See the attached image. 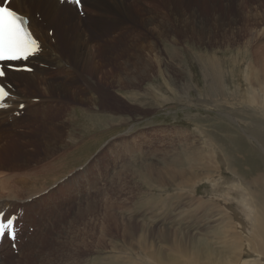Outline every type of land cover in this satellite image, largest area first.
<instances>
[{"label": "rangeland", "instance_id": "374dc122", "mask_svg": "<svg viewBox=\"0 0 264 264\" xmlns=\"http://www.w3.org/2000/svg\"><path fill=\"white\" fill-rule=\"evenodd\" d=\"M34 1H42L43 3L49 2L48 0ZM84 1L89 0H83V2ZM132 1L133 0H131V2ZM32 2V0L29 1L28 8L25 11V14L27 15H23L29 17L30 23V17L33 16L39 24L43 25V17L41 16L42 14L37 15V11L33 9ZM91 2H93V0H91ZM207 3L209 4L207 5ZM178 5L184 7H193L187 14L181 12V14L185 15L181 20L177 21V24H170L169 28H167L168 26L165 24L166 36L165 39L161 41H146L149 37L148 35H150V30H152L153 27L137 23L136 21L134 22L133 18L130 19L128 24L130 32L137 30L140 33L142 32L143 35L141 41L142 43L144 42L143 44H141V42L132 43L134 46L141 48V55H136L134 52H132V54H130L131 56L128 55L121 59V57H119V55L115 54L114 52L117 49H120L124 44H103L101 42L100 45L102 44L104 46L101 45L102 47H99V50L101 51L98 55L88 56L90 58L86 56L85 58L81 59L82 61L80 62L84 68L86 66V70L83 69L84 80L82 81L81 79L78 85L72 84V80L70 79L73 75L71 74V72L73 73L74 70L72 59L71 57L66 59L68 76L69 73L71 74L68 78L70 82L68 83V86L69 88L75 87L73 90L78 91V95L76 96L78 98L70 96V99L65 101L66 132L68 135L72 133L78 134V129H82L83 131L84 128L87 127H93L94 129L96 128V131L94 133L87 134L88 136L85 134L82 138H77V135L75 134V137L77 139H74L77 144H73L71 142L63 144L61 146V149L58 150L59 152L53 155L52 159L54 160L49 157L40 159L38 162H36L38 158L44 156L48 138L43 137L40 141L37 137H34L33 133H36V127L34 124L32 125V123L36 121H34V119L30 117L27 110H24V113L22 114L20 112L19 114L21 115H13L15 119H13L12 121H10L11 117H8V115H4V117L0 118V173L2 175H21L28 173L33 174L35 172L39 173L41 172L39 171V169L42 166L50 164V161H54L55 163L51 165H56V167L59 166V168L56 169L53 173L56 180L49 182L47 188H49V191L51 192H56V197H62L67 201L66 202L64 200L65 210L62 216V221L58 222L56 220V222L54 223L55 225H52L53 228H56L54 229L56 232L52 231V226H50L49 229H45L43 231L41 228L44 225L43 221L45 218H38L36 212L31 215V219H25L24 215L25 220L23 219V231L20 235V243H18L21 254L19 253V250L18 252L14 251L13 245L6 241L7 239L5 238V241L0 250V256L3 258V264H27L26 261H32L30 264H34V261L38 260L36 259L38 255L40 257V255H43L45 252H42L41 248L37 252L33 251L32 248L26 249L28 242L31 243L30 240L32 238H34L35 240L38 238V240L42 242L44 237H47V251L48 254L50 253L53 256V250H55L57 246L56 240L52 239L53 236L57 234L61 235L60 233H62L63 231L65 233L68 232L70 229L69 223H71L72 220L71 218H73V216L77 213L78 210L82 212V210H86L89 206H94L96 208V212L93 211L92 213L88 214L83 212L84 215L78 219L77 229L73 233H70V235L67 234L68 236L66 234L61 236L60 241L67 242L68 244L71 243L70 245L72 246V248L70 247L64 251L65 253H68L67 256H65V254L61 252L54 255L53 260L55 262H57L58 259L61 260L62 258L64 259V261L67 260L65 262V264H67L69 260L68 255L70 254V252L74 253L77 245L80 243L78 241L82 240V236H84L86 244H89L91 242L89 245L93 244L92 249L94 248L93 251H91L92 249L89 251L86 249L84 250L85 252H82V256L85 255V264H87L86 262L89 259L87 257H90L91 255H99V258H101L100 260H102L103 263H107L108 261L103 260V256H109L111 254L110 249L112 248L120 250V252H116L117 264H128L126 261L127 258H125L124 255H128L127 252L129 251H126L124 249V240L126 232L123 233V228H125L123 226L127 221L133 220L139 223V225L136 224L137 226L134 225V228L136 229H138L140 226V230L142 228L141 225H145L144 234H147L148 240H154V237L152 235L153 229L158 230L159 228L161 235H163L164 233V236H162L163 241L161 240V237L158 238V247L161 248L162 251V263L190 264V262L194 258V255H197L200 258V262L205 264V259L201 257V254L196 253L198 249L197 247H201L203 244H205V246L212 252L213 257L207 252V254L209 255L210 264H231L227 261L226 257L232 255L233 251L229 250L225 256L221 255L220 252L224 250L226 243L231 244L232 242H236V240L232 237V232H230V234L223 235L221 234L220 230H215L212 233L211 231H204V228L209 227L211 223H213L214 225V221L217 219L212 218L210 214H206L207 219H205V217L203 216L205 213H203L202 210H199L196 204H185L187 203V201L190 200V198L186 195L190 191V189H187V191L179 190L177 188V185L175 184V182L177 181L173 177L168 175L165 180L166 182H168H164V186L162 185L158 187L157 185H154L150 181V179L147 178L148 172L146 171L158 169H160V171H163L164 168L168 166V169H175L176 171L182 168H185L187 170L189 169L191 172L200 169L199 166L194 164L193 159L187 157L185 154L189 151H192L193 148L196 147V145L198 147H200V145L202 146L203 142L206 139L211 138L217 141L220 146H222V151L224 152L226 157L236 158L235 163L231 164V161H227L225 162V164L219 167L220 171L219 169H217V172L224 176L226 179H232V175L230 174L232 173L230 172L232 171L231 166L239 170V173H241L243 177H264V151H262L261 147L257 144V142L251 140L248 137L254 136L257 138L260 135H264V115H261L258 112L256 113V110L253 107L249 106L247 96L250 93L251 89H249L250 86L243 77L244 74L246 75L245 69L247 68V66H249V83L255 82L254 78L256 79L255 72L253 71L255 70L256 65H253V61L251 59V56L253 54H249L246 49L256 48L258 50H264V0H207L205 6L203 0H177V9H179ZM11 6L13 8V3L11 4ZM108 14L112 15V13ZM211 14H213L211 18L212 23H210L212 24V26L210 24L205 25V19H209ZM87 16H89V18H87ZM83 19L86 20L84 26L89 25L90 28L95 29V25L93 22L96 21V18L94 16L93 11H91L89 14L86 13ZM199 20H202L203 22H200ZM190 25H192L194 28ZM58 26L60 25H57L56 27L50 29L46 28L43 25L41 30L44 32L45 36L49 38L50 41H52L53 39L55 40V42L60 43L64 49V54L67 56V54L69 55V50L63 45V37L65 36L63 35L62 31L59 32V30H57ZM206 26L209 29L203 31L201 28ZM168 29H173V32L168 33ZM210 29L212 31H210ZM229 29L232 31L233 29H236L235 31L238 32V36L236 37L238 38V40L236 42H232V40L228 39L226 34H228ZM178 31L182 33H179L178 35ZM96 32H98V30H96ZM100 33L106 39L109 38V31ZM194 34L196 37L194 36ZM182 35L184 36L182 37ZM144 36L147 38H145ZM96 43L97 41L86 42L85 48L87 49L92 46H95L93 44ZM52 44H54V42H52ZM148 44L150 45L147 46ZM237 44L241 45L242 49H239V51L243 53V55L237 54ZM106 45H108V47L110 48L113 47L112 54L115 58L108 56L109 53H106L105 51ZM149 48L151 49L149 50ZM125 49L129 48L125 47ZM172 49H174L175 52ZM149 51L152 53H150ZM143 52L146 54V56L148 55L147 57H149H141L146 64L145 66L150 65L149 67L153 66V68L149 69L147 66L144 69L143 75L141 77L135 78L136 75L134 74H138L137 71L140 70L141 67L139 66L140 68L135 69V66L130 67V65L134 62L136 63L138 61V56L144 55ZM206 53L208 54V56ZM210 54H216L218 55L217 60L220 59L221 61H225V65L223 67V69L225 70L224 73H226L227 70L230 72L228 76L229 87L227 88L228 95L226 99H224V95L221 89H217V91H215L214 89L208 86V83L205 80L206 77L205 75H203L202 62H200L198 58H204L203 61H205V59H207ZM153 55L155 57L158 56L159 60L157 59L158 57L155 58ZM95 56H99V58H96ZM152 57H154L155 60H153L154 58ZM110 58L116 60V69L114 68L115 63L110 64V61L108 60ZM37 59H39L37 61L39 62L38 65L31 61V64L33 66L31 67L35 69L36 72L30 75L19 74L20 76H14L12 77V80H9L8 82L10 84H13V87H17L20 90L22 94L20 95L22 97L19 96V103L24 102V100H26V98L28 97H32L29 100H42L41 102H43L44 104L52 105L53 107L50 110L55 111L57 109L56 102H58L57 104H59L62 101L60 99V96L66 94H64L61 89L57 90L53 85H51V83L53 82L52 74L55 70V65L49 63L50 65L47 66L46 62H40L42 61L40 57ZM112 59H110L111 62H113ZM211 59L215 58L211 57ZM149 60L151 61V63L153 61L154 65L156 66H154L153 63L151 64ZM106 61L109 62L107 67ZM157 61H159L160 64ZM250 61H252V67L250 66ZM147 62L149 64H147ZM44 65H46L47 67ZM95 65H97V67H95ZM100 65H102V67H100ZM117 65H121L123 68L119 69ZM157 65L160 66L158 67ZM48 68L49 70L46 72V74L37 71L46 70ZM111 68H113V71H110ZM118 69L119 71H117ZM121 69H125L124 71L127 72L126 75H128L129 73H133L131 75L129 74V78H132V75L135 78L134 80L136 84L133 87L129 88L128 91H125V89H123L120 80L122 79V75H120V72L122 71ZM152 69H155L156 72ZM151 70L153 72H151ZM105 71H109L110 73H107ZM146 71L148 72V75L150 74L149 76H144ZM113 73L115 75L118 74L117 76L119 77L115 76ZM251 75H253V77ZM92 76H94V79ZM41 78H44V81ZM34 79H38V83L41 84L42 89H44V87L45 89L48 88L47 90L50 94L46 96V98H44L42 94L31 95L37 94L33 93L37 92V89L29 90L30 87L32 88ZM118 81L120 83H118ZM48 82H50V84ZM90 83H93L94 87ZM52 84L60 86L57 82ZM255 84V90L258 92L259 88ZM225 85H227L226 82ZM49 88H51L52 90ZM78 88H80L81 90H78ZM30 91L33 92L31 93ZM127 92L129 97L131 98L138 97L135 98L136 100L133 102H136L135 105L132 104V101L128 102L125 98H123V96L126 98L128 97ZM132 92H134V95L132 94ZM104 94L106 95L105 97ZM156 94L157 96L161 95L163 98L166 99L165 102L161 103L163 106L157 102L156 98H154L156 97ZM66 96H69V92ZM92 97L95 98V100ZM240 99L243 100V103L238 101ZM33 103L38 104L39 102L36 103L33 101ZM153 103H155L154 107L149 108V105H153ZM27 104L29 105L30 101H28ZM105 104L109 109L112 110L103 108ZM138 104L142 105V107L138 106ZM246 112H249L251 115L249 113L246 114ZM37 115L42 116L43 112H40ZM231 115L238 119H245L248 123L243 125L244 128H242L231 119ZM92 119L93 121H91ZM254 119L256 121H254ZM109 122H111L112 125L109 124ZM97 123L99 124L97 125ZM107 124L109 125L107 126ZM6 133L8 134L6 135ZM90 135H92V137H90ZM66 138L69 140L67 136ZM258 140L262 145H264V140L262 138H258ZM238 148H240V152H242L241 149H243L247 154V157L245 156L244 161L243 159L237 157V152L239 150ZM33 150L35 151V153ZM69 152L71 153L69 154ZM62 154L64 157H60ZM250 155H253V158L250 159ZM203 156L204 158L209 159V155L207 156L206 154H204ZM203 156L201 154L199 158L202 159ZM178 159L181 160L177 161ZM62 160L66 163L65 166L61 165ZM25 161L28 162L25 163ZM40 161L42 163H40ZM15 162H17L18 164V168L12 166ZM228 162L230 165L228 164ZM205 163L207 164V162L204 161L203 165ZM157 166H159V168ZM10 167L12 168V170ZM190 167H193L194 169H191ZM146 168L148 169L146 170ZM60 171H62L61 175H58L57 177L55 173ZM172 179L174 180L172 181ZM223 182L224 181L221 182L222 186L219 189L223 190V194H225L227 189L226 184H223ZM55 184H60V188L59 186L56 187ZM66 185L68 186L65 187ZM224 185L225 187H223ZM69 186H75L71 194V189H69ZM212 190L213 188L210 185L201 184L197 189V195H202L205 198L212 197V195H215L216 193H212ZM185 195L187 198L185 197ZM163 199H165L166 205H164ZM142 200H144V204L142 203L143 205H141L140 203L143 202ZM213 200L216 201L215 199ZM146 201L147 203H149V206L145 204ZM19 205L26 206L25 204ZM109 206H112L113 209L110 210L112 207L110 208ZM26 207L28 208V206ZM158 207L160 210L158 209ZM130 208L132 210L133 216L132 214L130 216H127L126 214L127 211H130ZM18 210H20V208H18ZM15 211L16 209H13L12 212ZM148 211L150 216L145 219L143 217V214ZM216 211L218 214L219 210L217 209ZM59 212L57 213V215H61L63 211H61L60 209ZM24 214H28V211L24 212ZM109 214H115L116 216L117 214L123 215L126 219H115L114 223L116 226L114 227V224L111 225V223H109L108 221L106 223V220L109 219ZM95 216L96 218L94 219ZM153 216H156L157 218H154ZM163 216L165 217L162 218ZM187 216H202L203 218L194 219L188 218ZM129 217L131 219L133 217V219L131 220ZM25 222H28L30 224L28 225V223ZM80 222H82L83 225ZM57 225L62 226L59 227ZM111 227L113 228L110 229ZM50 229L52 232L50 231ZM62 229L63 231H61ZM81 229L82 231H80ZM109 229L113 231V236L109 235ZM170 232L173 234H171ZM181 232L183 235H185L184 238ZM49 235H51V237H49ZM191 235L192 237H190ZM212 235H215V237H212ZM229 235L231 236L229 237ZM180 238L186 242H184V245ZM77 239L79 240L77 241ZM165 239L167 242H165ZM95 240L96 243H94ZM104 240L106 243L104 242ZM175 240L177 244L179 242L180 247L177 244L173 243ZM189 240H191L192 242H190ZM52 245L55 247H53ZM95 245H97L98 249H96ZM34 246L35 245H33V247ZM105 248L109 251H106ZM150 248L152 250L153 246H151ZM99 251L101 252L100 254ZM122 251L125 252L122 253ZM201 251L204 252L203 250ZM246 251L249 252V254L252 253H250V251L248 250ZM61 254L64 255V257ZM249 254H246V256L244 255L243 258L255 259V254ZM164 257H166L168 260H165ZM182 261H184L185 263H183ZM147 263L149 264L150 262ZM99 264H101L100 261Z\"/></svg>", "mask_w": 264, "mask_h": 264}, {"label": "bare ground", "instance_id": "6f19581e", "mask_svg": "<svg viewBox=\"0 0 264 264\" xmlns=\"http://www.w3.org/2000/svg\"><path fill=\"white\" fill-rule=\"evenodd\" d=\"M29 1L30 0H13V8L15 10H17L19 13L25 14V11L27 10L28 5H29ZM32 1H33L32 2L33 9L35 11H37L38 15L42 14L41 16L43 17V25L46 28L52 29V28L56 27L57 25H60V26H58L57 30H59V32H61V31L63 32V35L65 36V37H63L64 38L63 45H64V47H67L68 50H69V55L67 54V56H66L64 54V49H63L62 45L60 43H58V42H55V40H53V39H52V41H50L49 38L47 36H45L44 32L41 30L43 25L39 24L37 22V20L35 19V17L32 16V17H30L31 18L30 29L32 30L33 35L38 40L41 41L42 49H43V53L40 56L33 58L32 61L36 65H38L39 62H37V61L39 59H37V58L40 57V59L42 60V61H40L41 63H43V62L45 63L46 62L47 66L50 65L49 63L54 64L55 65V68H54L55 70H54V72L52 74L53 75V79H52L53 82L52 83H56L57 82L60 86L54 85L52 83H51V85H53L55 87V89H57V90L61 89L62 92L64 94H66V95L69 92V96L68 97L66 95L60 96V99L62 100L59 103L60 105L57 104L58 102H56L57 109L55 111H51L50 109H52V107H53L52 105L44 104L43 102H41L42 100L39 101L38 104H35V103H33L34 99L29 100L32 97H28V98H26V100H24V102H20L19 103L18 102L19 101V96H21L22 94H21L20 90L17 87H15L14 88V92H13L14 93V98L9 100V105H10V107L12 109H10V110H8L6 112L5 111H0V118L4 117V115H8V117H11L10 121H12L13 119H15V117L13 115H17L18 113H20L19 112V106L21 104H24L26 106L25 110H27V112L29 113L30 117L32 119H34V121H36V122L32 123V125L34 124L35 127H36V133H33L34 137H37L40 141L42 140L43 137L48 138L45 154H44L43 157L38 158V160H36V162H38L40 159H44V158L51 157V159H52L53 155L56 154L57 152H59L58 150L61 149V146L63 144H65V143H67V142H71L73 144H77L75 142V139H74V138H76L75 134L77 135V138H82L83 135H85V134L87 135L89 133H94L95 132L96 128L94 129L93 127H87V128H84L83 131H82V129H78V132H79L78 134L77 133H72V134L68 135L67 132H66V129H65L66 128L65 127V115H66V112H65V101L69 100L70 96L71 97L73 96L74 98H78V97H76L78 95L77 94L78 91L73 90L75 87H70L69 88L68 83H70V82H69L68 78L70 77L71 74H73L70 79L72 80V84H74V85H78L80 83L81 79H82V81L84 80L83 69L86 70V66H85V68L83 67V65L80 62V61H82L81 59L85 58L86 56L88 57V56L98 55L99 52L101 51V50H99L100 49L99 47L102 45V44L100 45L101 42L103 44H105V43L106 44H108V43H118V44L121 43V44H124L125 47H128L129 49H125V47L123 45L122 46L123 48L121 47L120 49H117L114 52L115 54H118L119 57H121V59L126 57V56H128V55H130V54H132V52H134L136 55H141V53H142L141 48H139L137 46H134L132 43L133 42H141L142 38H143V35H142V32L140 33L137 30H135L133 32H130V28H129L128 24H129V21H130L131 18L134 19V22L136 21L137 23L153 27V29L150 30L151 32H150V35H148L149 36L148 39L147 40L144 39V40H146V41H148V40H160L161 41V40H164L165 36H166V34H165V24L168 26L167 28H169L170 24L171 25L173 23L177 24V21L181 20L185 14L190 12V9L193 6L184 7V6L178 5L179 9H177V0H133L132 2H131V0H93V2H91L90 6H88V7L84 6V10L86 9L87 14H89L91 11H93L94 16L96 18V21L93 22L94 25H95L94 26L95 29H93V28H90L89 25L84 26V23L86 22V20H84L82 17L79 16V13H78V11L75 8L68 6V3L62 4V3H58L56 0H48L49 1L48 3H43L42 1H34V0H32ZM203 2H204V6H205L207 0H203ZM208 4L209 3H207V5ZM31 9H30V11H31ZM89 9H90V11H89ZM164 10H166V11H164ZM185 10H187V11H185ZM181 12L182 13L184 12L185 14H181ZM108 13H112V15H109ZM213 14L210 15L209 19H205V21H206L205 25H209L210 23H212L211 18L213 16ZM25 15H27V14H25ZM33 15H34V13H33ZM89 16H87V18H89ZM185 18H186V16H185ZM39 21H41V20H39ZM199 21L203 22L202 20H199ZM132 24H134V23H132ZM210 25L212 26V24H210ZM190 26H192V25H190ZM201 29L203 31H205L206 29H209V28L206 26V27H202ZM96 30H98V32H96ZM235 30L233 29V31H232V30L229 29L228 34H226L228 39L232 40V42H236L238 40V38H236L238 36V32L235 31ZM107 31L110 32L108 39H106L100 33V32H107ZM210 31H212V30L210 29ZM172 32H173V29H168V33H172ZM168 33H167V37H168ZM179 33H182V32L178 31V35H179ZM200 33H201V31H200ZM145 35H146V33H145ZM183 36L184 35H182V37ZM194 36H195V34H194ZM107 37H108V35H107ZM145 38H147V37H145ZM191 38H192V36H191ZM204 39H205V37H204ZM89 41H97V43L93 44L95 46H92V47L86 49L85 48L86 47L85 46L86 42H89ZM52 42H54V44H52ZM143 43L141 42V44H143ZM148 43H151V42H148ZM154 43H156V42H154ZM149 45L150 44H148L147 46H149ZM102 46H104V45H102ZM151 46H153V45H151ZM237 46H238L237 54H239V55L242 54L243 55V53H241L239 51V49H242L241 45L237 44ZM118 47H120V46H118ZM112 48H110V47H108V45H106L105 46V49H106L105 51H106V53H109L108 56L115 58L113 56V54H112ZM116 48H117V46H116ZM150 49L151 48H149V50ZM172 50H174V49H172ZM246 50H247V52L249 54L250 53L253 54L251 56V59L253 61V65L254 64L256 65L255 70H253L255 72V75H256V79L254 78V81L256 82V84H255V82H253V83L250 82L249 83V77H248L249 68H250L249 66H247V68L245 69L246 75L244 74V76H243L245 78L246 82L250 86L249 89H251L250 93L247 96L248 97V104H249V106L253 107L256 110V113L258 112L259 114L264 115V50H258L256 48H253V49L248 48ZM174 52H175V50H174ZM150 53H152V52H150ZM143 54L144 55H142V56H138V58H137L138 61L136 63L134 62V63H132L130 65V67L135 66V69L136 68L138 69V68L141 67L140 70L137 71L138 74H134V75H136L135 78L136 77H141L143 75L144 69L148 66V65L145 66L146 64H145L144 60H142L141 57H143V56H145L146 58H149V57H147L148 55L146 56V54L144 52H143ZM204 56H205V54H204ZM207 56H208V54H207ZM217 56L218 55H216V54L215 55L214 54H210L209 57L207 59H205V61H203L204 58L203 59L202 58H198V59L200 60V62H202V71H203V75H205V77L207 78V79L205 78V80L207 81L208 86L210 88L214 89L215 91H217V89H221V91L223 92V95H224V99H226L227 95H228V92H227V88L229 87L228 86V76H229L230 72L227 70L226 73H224L225 70L223 69V67L225 65V61H221L220 59L217 60ZM69 57H71V59H72V62H73V65H74V70H73V73L72 72H71V74L69 73V76H68L66 59L69 58ZM97 57L99 58V56H97ZM154 57H152V58H154ZM157 57H155V58H157ZM211 57H213L215 59H211ZM88 58H90V57H88ZM155 58L153 60H155ZM110 59H112V58H110ZM110 59H108L110 61V64L111 63H116L115 59H112L113 62H111ZM143 59H145V58H143ZM157 59L159 60V57ZM107 61H106V67L109 64V62H107ZM252 61H250V66L252 64ZM157 62L159 63V61H157ZM150 63H151V61H150ZM152 63H153V61H152ZM147 64H149V63L147 62ZM153 65H154V63H153ZM44 66H46V65H44ZM117 66H118L119 69L123 68L121 65H117ZM149 66H148L149 69L153 68V66H151V67H149ZM154 66H156V65H154ZM95 67H97V65H95ZM100 67H102V65H100ZM114 68L116 69V67H114ZM98 69H97V72H98ZM119 69L117 71H119ZM253 69H254V67H253ZM48 70H49V68L46 69V70H41V71L37 70V71L46 74V72ZM85 70H84V72H85ZM90 70H92V69H90ZM93 70H94V68H93ZM121 70L122 71L120 72V75H122V79H120V80H121L123 89H125V91H128L129 88L133 87L136 84V82L134 80L135 78L133 77V75H132V78H129L130 75L133 74V73L130 74L128 72L130 75L129 74L126 75L127 72L124 71L125 69L124 70L121 69ZM152 70H151V72L155 71V69L153 71ZM110 71H113V68H111ZM147 71L145 72L144 76H149L150 75V74L148 75ZM105 72L108 73L109 71H105ZM105 72H104V74H105ZM49 73H52V72H49ZM160 73H162V72H160ZM21 75H24V74H21ZM117 75H115V76H117ZM14 76H20V75L19 74H15V73H10L7 81H9V80L11 81L12 77H14ZM251 76L253 77V75H251ZM92 77L94 79V76H92ZM117 77H119V76H117ZM176 78H177V76H176ZM42 80L44 81V78ZM250 80H251V78H250ZM7 81H5V82H7ZM119 81H118V83H120ZM225 82L227 83V85H225ZM48 83L50 84V82H48ZM14 84H15V82H14ZM254 84L259 88L258 92L255 90L256 87L254 86ZM91 85L93 86V83ZM16 86H18V85H16ZM118 87H119V85H118ZM149 87H152V86H149ZM174 87H175V85H174ZM34 89H37V92H33V91L32 92L33 93H37V94H31V95L42 94V96H44V98H46V96H48L50 94L49 91L47 90L48 88L47 89H45V87H44V89L41 88V84L38 83V79H34L32 88L31 87L29 88V90H34ZM49 89H51V88H49ZM79 89L80 88H78V90ZM133 89H135V88H133ZM132 94L134 95V92H132ZM31 95H29V96H31ZM97 95H99V94H97ZM127 95H128V92H127ZM135 98H138V97H135ZM154 98H156L157 102L160 105H162L161 103L166 101V99L163 98L161 95L157 96V94H156V97H154ZM93 99L95 100V98H93ZM28 101H30L29 105L27 104ZM43 101H45V100H43ZM77 101H79V100H77ZM238 101L243 103L242 99H240ZM154 104L155 103H153V105ZM160 108H162V107H160ZM32 109H33V112H32ZM13 110H15V111H13ZM40 112H43L42 116H38L37 115ZM248 113L249 112H246V114H248ZM230 117H231V119L233 121L236 122V124H238L242 128H244L243 125L248 123L247 120H245V119H241V118L238 119V118H236V117H234L232 115ZM254 121H256V120L254 119ZM258 121H260V120H258ZM109 123H111V122H109ZM98 124L99 123H97V125ZM257 125H258V123H257ZM100 129H101V127H100ZM255 130H257V129H255ZM7 134L8 133H6V135ZM66 136L69 138V140L66 138ZM260 136H262V137H260ZM260 136H258L257 138L254 137V136H248V137L251 140L257 142V144L261 147L262 151H264V145H262L259 142V140H258V138H262L264 140V138H263L264 135H260ZM90 137H92V135H90ZM206 138H208V137H206ZM237 138H239V137H237ZM238 149L239 150L237 152V157L243 159V161H244L245 160V156L247 157V154L245 153V150L241 149V151L243 152L242 153V152H240V148H238ZM187 150H186V152H187ZM131 152H133V151H131ZM34 153H35V151H34ZM201 154H202V156L204 154H206L207 156L209 155V159L204 158V156H203L202 159H200L199 157H200ZM258 154H259V152H258ZM185 155L187 157H189V158H192L194 164L199 166L200 169H197V170L191 172L189 169L187 170L185 168H182V169L176 171L173 168H172L173 170L168 169V167H169L168 166V167H165L167 169L164 168L165 171L163 169H161L163 171H160V169H158L159 166H157L158 167L157 169L159 171L158 170H149L148 171L147 170L148 168H146L147 171L146 170L145 171L148 172V177L147 178L150 179V181L154 185H157L159 187V186H162L164 182H166L165 180H166L167 175L173 177L177 181V182H175V184L177 185V188L179 190L187 191V189H190V191L186 194L190 198V200L188 198L189 201L186 200L187 203L184 202L185 204H191V205H192V203H194V205L196 204L198 209L202 210V212L205 213L203 215L205 217V219H207V215L206 214H210L212 218H216L217 219V220L214 221L215 222L214 225H213V223H211L209 227L204 228V231H211V233H212L215 230H220L221 234H223V235L230 234V232H232L231 233L232 237L236 240V242H232L231 244L226 243L224 250L220 252L221 255L225 256L228 253L229 250L233 251L232 255H229V256L226 257V259H227V261L229 263H231V264H264V177H257V178L243 177V175L241 173H239V170H237V169H235V168H233L231 166L232 171H230V172H232V173H230V174L232 175V179H230V180L228 178L226 179L224 176H222L220 173L217 172V169H219V167L222 166L223 164H225V162H227V161H231V164L235 163L236 158L226 157V155L222 151V146H220L217 143V141H215L214 139H211V138L210 139H206L203 142L202 146L200 145V147H198L196 145V147L193 148L192 151H189ZM260 156H261V154H260ZM60 157H64L63 154ZM54 158H57V157H54ZM251 158H253V155L252 156L250 155V159ZM61 159H63V158H61ZM45 160H43V161H45ZM52 160H54V159H52ZM180 160L178 159L177 161H180ZM256 160H257V158H256ZM204 161L207 162V164L205 163L203 165ZM27 162L28 161H25V163H27ZM40 163H42V162L40 161ZM53 163H55V162L54 161H50V164H46V165L42 166L39 169V171H41L39 173L35 172L33 174H29L28 173V174H21V175H18V174L2 175L0 173V212L7 211V218H8L11 214H15L14 212H12L13 209H16L15 212H17L18 208H20L19 211H21V212H27L28 211V214H25V219L26 218L31 219L30 218L31 215H33L36 212V214L38 215V218H42V219L45 218L46 219V220L44 219V221H43L44 225L41 228L43 231L45 229H49V227L52 226L56 222V220L58 222H61L62 221V216L64 214V210H65L64 202L66 201V199H64L62 197H56V194H55L56 192H51V191H49V188H47V185H49V182H51L53 180H56L55 176L53 175V173L55 172L56 169L59 168V166L56 167V165H51ZM178 163H176V164H178ZM65 164L66 163L62 160L61 161V165L65 166ZM228 164H229V162H228ZM186 165H188V164H186ZM12 166L15 167V168H18L17 162H15ZM190 168L194 169L193 167H190ZM11 170H12V168H11ZM14 170H17V169H14ZM219 171H220V169H219ZM61 172L62 171L56 172L55 175H57V177H58V175L59 176L61 175ZM174 179H172V181ZM222 181H224L223 184H226V189L227 190L225 189L226 190L225 194H223V190L219 189L222 186V184H221ZM54 182H56V181H54ZM76 182H77V180H76ZM201 184L210 185L213 188L212 193L216 192L215 195H212V197H206V198L204 196H202V195L201 196L197 195V193H198L197 189H198L199 185H201ZM55 185H56V187H58L60 184L59 185L55 184ZM151 185H149V186H151ZM154 185H153V187H154ZM60 186H59V188H60ZM67 186L68 185H66L65 187H67ZM223 187H225V185ZM74 188H75V186H69V189H71L70 194L73 192ZM91 189H93V188H91ZM186 195H185V197H186ZM166 199H167V197H166ZM181 199H183V198H181ZM213 199H215L216 201H214ZM144 200H142L143 202H140L141 205L144 204ZM148 202H150V201H148ZM163 203H164V205H166L165 202H163ZM181 203H183V202H181ZM19 204H25L26 206H28V208L26 206L19 205ZM145 204H147L149 206V203H147V201L145 202ZM109 207L111 208L112 206H109ZM60 209L63 212H62L61 215H57V213L60 211ZM112 209H113V207L110 210H112ZM217 209L219 210L218 214H217V211H216ZM130 210H131V208H130ZM93 211L96 212V208L94 206H89V207H87L86 210H82V212L80 210H78L77 213L73 216V218H71L72 220H71V223H69L70 224V226H69L70 229H69L68 232L65 233L63 231V229H62L61 231H63V232L60 233L61 235L57 234V235L53 236L55 233L52 235L53 236L52 239H55L56 243H57V246H56L55 250H53L54 251V255H56L57 253L61 252V253H64L65 256H67L68 253H65L64 251L69 248V244L67 242H61L60 241L61 236L64 235V234L70 235V233H73L77 229L78 219L81 218L84 215L83 212L88 214V213H92ZM115 211H117V210H115ZM197 212H200V211H197ZM107 213H108V210H107ZM146 213L149 215V211L146 212ZM59 214H60V212H59ZM131 214L133 216V213H131ZM119 217H117L115 214H109V217H108L109 219H107V220L105 219V220H106V223L108 221L109 223H111V225L114 224V227H115L116 226L115 223H114L115 219L116 220L117 219H121ZM145 217L147 218V216H145ZM95 218H96V216L94 217V219ZM102 218H104V217H102ZM197 218H198V216H197ZM199 218L202 219L201 216ZM124 219H126L125 216L123 217V220ZM132 221H127L124 224V226H123V227H125V228H123V230H124L123 233L126 232L125 240H124V249L126 251H129V252H127L128 255L124 254L125 258H127V260H126L127 263L128 264H148L147 262H150L149 264H165V263H162V251H161V248L158 247V242H159L158 238L161 237V240L163 241V237L162 236H164V233H163V235H161V232L159 231V228H158V230L153 229L152 235L154 237V240H148L147 234L146 235L144 234V226L145 225H141L142 224L141 223L140 225H141L142 228L139 230L140 226H139L138 229L134 228V225H136V224L139 225V223L136 222V221H133V222ZM25 223H28V222H25ZM80 223L82 224V222H80ZM29 224L30 223H28V225ZM57 226H59V225H57ZM61 226H59V227H61ZM146 227H148V226H146ZM52 228H53V226H52ZM112 228L113 227H111L110 229H112ZM54 229H56V228H53V230H52L53 232L55 231ZM110 229L108 230V233H109V235L113 236V231H111ZM172 230H174V229H172ZM50 231H51V229H50ZM80 231H82V229ZM170 231H171V229H170ZM168 232H169V230H168ZM173 233H174V231H173ZM173 233H171V234H173ZM76 234H78V233H76ZM181 234H182V232H181ZM204 234H203V237H204ZM184 236L185 235H183V238H184ZM230 236L231 235H229V237ZM49 237H51V235H49ZM190 237H192V235ZM212 237H215V235H212ZM121 238H123V237H121ZM100 239H101V236H100ZM173 239H174V237H173ZM180 239H179V241H180ZM195 239H196V237H195ZM78 240L79 239H77V241ZM177 240H178V237H177ZM4 241H5V239H4ZM4 241H3V243H4ZM30 241H31V243L28 242V244L26 246V249L32 248L33 251L37 252L41 248V251L45 252L43 255H40V257L38 255V257L36 258L38 260L34 261V264H65V262L67 261V260L64 261V259H62V258H61V260L58 259L59 262L58 261L55 262L53 260V256L54 255L52 256V254H50V253L48 254V251H47V245H48L47 237H44L42 242H40L38 240V238L36 240L34 238H32ZM189 241L192 242L191 240H189ZM74 242H76V241H74ZM78 242H80V244L77 247L75 246L76 250L74 251V253L70 252V254L68 255L69 256V260H68L67 264H85V262H84V259H85L84 256L85 255L82 256L83 255L82 252H85L84 250H86V249L88 251L91 250L93 244L89 245L91 242L89 244H86L84 236H82V240H79ZM104 242H105V240H104ZM165 242H167L166 239H165ZM184 242L185 241L182 240L183 245H184ZM3 243H2V245H3ZM94 243H96V240H95ZM173 243L177 244L176 240ZM180 243H181V241H180ZM53 244H54V242H53ZM2 245H1V247H2ZM33 245H35V246L33 247ZM177 245L179 246V242H178ZM180 245H182V244H180ZM151 246H153L152 250L150 248ZM1 247H0V250H1ZM53 247H55V246H53ZM95 247H96V249H98L97 245H95ZM102 247H103V245H102ZM164 247H166V246H164ZM71 248H72V246H71ZM197 248L198 249H197L196 253L197 254H201V257L205 259V262L207 264H210L209 255L207 254V252L211 256H212V252L205 246V244H203L201 247H197ZM93 249L91 251H93ZM105 250H106V248H105ZM165 250H166V248H165ZM201 250H203L204 252H202ZM246 250H248V251H250V253L251 252L252 253L249 254V252H247ZM88 251H86V252H88ZM106 251H109V250H106ZM116 252H120V250H116V248L110 249V253L113 254V255L110 256V260H108L107 263H103L102 260H100L101 258H99V255L98 256L91 255L90 257L88 256L87 258H89V259L87 260L86 263L87 264H99V261H100L101 264H117V253ZM124 252L125 251H122V253H124ZM100 253L101 252L99 251V254ZM246 254H249V255L255 254L254 255L255 259H251V258L245 259V258H243L244 255L246 256ZM88 255H89V253H88ZM62 256L64 257V255H62ZM102 256H103V254H102ZM178 256H180V255H178ZM12 257H13V255H12ZM103 258H105V256H103ZM164 259L166 260L167 258L164 257ZM56 260H57V258H56ZM185 261H187V260H185ZM1 262L3 264V261H1ZM26 262H27V264H30L32 261H26ZM182 262L185 263L184 261H182ZM166 264H168V263H166ZM190 264H203V263L200 262V258L197 255H194V258L192 259Z\"/></svg>", "mask_w": 264, "mask_h": 264}, {"label": "snow or ice", "instance_id": "6c2138e0", "mask_svg": "<svg viewBox=\"0 0 264 264\" xmlns=\"http://www.w3.org/2000/svg\"><path fill=\"white\" fill-rule=\"evenodd\" d=\"M80 8L82 0H60ZM41 51L39 42L33 37L32 32L24 25V19L8 6H0V61L28 60ZM16 71L31 72V68L16 69ZM5 76L4 67L0 66V78ZM10 93L0 84V109L8 105L5 100ZM23 108V105H20ZM16 216L5 219L0 212V242L7 236L12 242L17 239ZM13 243V247H14ZM2 264V262H0Z\"/></svg>", "mask_w": 264, "mask_h": 264}, {"label": "crops", "instance_id": "0c3cea01", "mask_svg": "<svg viewBox=\"0 0 264 264\" xmlns=\"http://www.w3.org/2000/svg\"><path fill=\"white\" fill-rule=\"evenodd\" d=\"M116 64H117V63H115V65H116ZM114 67H116V66H114ZM105 96H106V95L104 94V97H105ZM123 98H125L128 102H131V101L134 102V101H135V98H131V97H129V96H128L127 98L123 96ZM133 100H134V101H133ZM148 102H149V101H148ZM132 104L135 105V103H132ZM138 106L142 107V105H139V104H138ZM149 106H150V107H149ZM149 106H148L149 108H153V107H154V105H149ZM103 108L109 109V108L107 107L106 104L103 106ZM109 110H112V109H109ZM110 115H111V114H110ZM91 121H93V119H92ZM109 124H111V123H109ZM109 124H107V125H109ZM105 127H106V126H105ZM95 131H96V130H95ZM70 153H71V152H69V154H70ZM69 154H68V155H69ZM163 200H164V202H165V199H163ZM189 205H191V204H189ZM158 209H159V208H158ZM87 212H88V211H87ZM124 212H125V211H124ZM141 212H142V211H141ZM131 213H132V210L126 212L127 216H130ZM121 214H122V213H121ZM146 214H147V213H146ZM146 214H143V217H144L145 219H147V218L150 216V215H148V214L146 215ZM117 216H118V217L120 216L119 218H121V219H123V217H124L123 215H117ZM145 216H147V218H146ZM153 217H154V218H157L156 216H153ZM153 217H152V218H153ZM164 217H165V216H163L162 218H164ZM132 218H133V217H132ZM188 218H197V217H192V216H190V217H188ZM198 218H199V216H198ZM201 218H203V217L201 216ZM79 244H80V243H79ZM79 244H78L77 246H79ZM70 247H71V245L69 244V248H70ZM75 250H76V249H75ZM111 255H112V254H110L108 257L106 256L107 258L105 257V258H103V260H106V261L110 260V256H111Z\"/></svg>", "mask_w": 264, "mask_h": 264}]
</instances>
